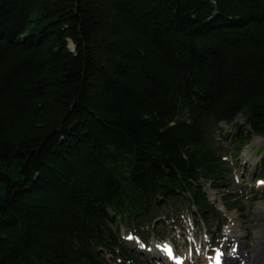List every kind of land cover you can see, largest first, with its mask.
Masks as SVG:
<instances>
[{
  "label": "trees",
  "instance_id": "trees-1",
  "mask_svg": "<svg viewBox=\"0 0 264 264\" xmlns=\"http://www.w3.org/2000/svg\"><path fill=\"white\" fill-rule=\"evenodd\" d=\"M256 136L264 0H0V264H147Z\"/></svg>",
  "mask_w": 264,
  "mask_h": 264
},
{
  "label": "rangeland",
  "instance_id": "rangeland-1",
  "mask_svg": "<svg viewBox=\"0 0 264 264\" xmlns=\"http://www.w3.org/2000/svg\"><path fill=\"white\" fill-rule=\"evenodd\" d=\"M223 128L228 129L224 125ZM222 144L229 151L227 160L231 163L232 171L220 189L209 185L205 192L209 200L220 213L221 223L217 225L212 216L208 220H195L191 213L164 215L158 231L161 234H151L147 246L135 239L128 241L129 232L122 229V241L131 252L141 257L147 264H164L159 254V243H173L185 264H207L211 261L214 248H223L231 264H255L258 252L261 250L259 241L264 242V201L258 198L264 193V185H258L260 180L259 157L264 147V138L254 137L251 143L237 156L232 153V145ZM246 150H249L246 153ZM235 203V209L226 208V203ZM233 218H230V214ZM219 215V214H218ZM237 229L240 234H230L228 228ZM150 230V229H146ZM264 247V244H263ZM238 249V250H237ZM246 253L247 260L238 259V251ZM260 255V254H259Z\"/></svg>",
  "mask_w": 264,
  "mask_h": 264
},
{
  "label": "bare ground",
  "instance_id": "bare-ground-1",
  "mask_svg": "<svg viewBox=\"0 0 264 264\" xmlns=\"http://www.w3.org/2000/svg\"><path fill=\"white\" fill-rule=\"evenodd\" d=\"M249 152V150H246V153H248ZM233 214L231 213L230 214V218L232 219L233 217ZM234 219V218H233ZM228 233H230V234H236V235H238V234H240V229H239V227L237 228V229H231V227L230 228H228L227 230H226ZM263 244H264V242L263 241H259V245L261 246V250H259V252L257 253L258 254V259H257V261H256V263L255 264H264V247H263ZM238 250V249H237ZM236 255H237V258L238 259H242V260H247V258H246V253H244V252H241L240 250L238 251V252H236L235 253ZM260 254V255H259ZM213 257V256H212ZM230 260H234L233 259V257L232 258H229ZM211 263V262H210ZM207 264H209V263H207Z\"/></svg>",
  "mask_w": 264,
  "mask_h": 264
},
{
  "label": "snow or ice",
  "instance_id": "snow-or-ice-1",
  "mask_svg": "<svg viewBox=\"0 0 264 264\" xmlns=\"http://www.w3.org/2000/svg\"><path fill=\"white\" fill-rule=\"evenodd\" d=\"M261 183H264V182H261ZM167 251H168L169 255H171V252H172L171 248H168ZM217 259L219 260L220 256H218Z\"/></svg>",
  "mask_w": 264,
  "mask_h": 264
}]
</instances>
